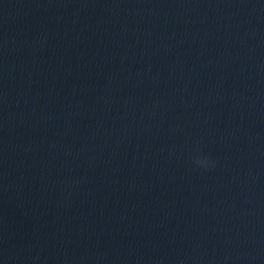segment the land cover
<instances>
[{
  "label": "clouds",
  "instance_id": "clouds-1",
  "mask_svg": "<svg viewBox=\"0 0 264 264\" xmlns=\"http://www.w3.org/2000/svg\"><path fill=\"white\" fill-rule=\"evenodd\" d=\"M195 162L198 164V165H204L206 163V161L200 159L199 157L196 158Z\"/></svg>",
  "mask_w": 264,
  "mask_h": 264
}]
</instances>
